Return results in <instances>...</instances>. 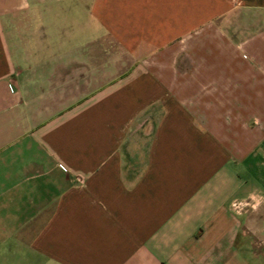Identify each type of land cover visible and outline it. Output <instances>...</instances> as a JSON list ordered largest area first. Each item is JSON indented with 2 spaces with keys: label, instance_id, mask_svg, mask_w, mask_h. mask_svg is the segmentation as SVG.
Here are the masks:
<instances>
[{
  "label": "crops",
  "instance_id": "crops-1",
  "mask_svg": "<svg viewBox=\"0 0 264 264\" xmlns=\"http://www.w3.org/2000/svg\"><path fill=\"white\" fill-rule=\"evenodd\" d=\"M50 1L0 0V264H264V0Z\"/></svg>",
  "mask_w": 264,
  "mask_h": 264
},
{
  "label": "rangeland",
  "instance_id": "rangeland-1",
  "mask_svg": "<svg viewBox=\"0 0 264 264\" xmlns=\"http://www.w3.org/2000/svg\"><path fill=\"white\" fill-rule=\"evenodd\" d=\"M76 4L77 3L74 0H59V1L53 0V1L48 2V5H45L44 8H50V11H53V12H60V10H65L66 12H69V13H76L78 12V8H79L77 7ZM254 230L258 232L260 230H264V214L263 213L259 215L257 220L254 222ZM258 244H261V242L260 243L258 242ZM18 259H19L18 261L16 259V264H27L26 257H20ZM7 261L8 259H6V262ZM19 261L21 263H19ZM8 262L9 263L13 262V259L12 258L9 259Z\"/></svg>",
  "mask_w": 264,
  "mask_h": 264
}]
</instances>
